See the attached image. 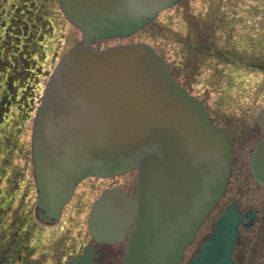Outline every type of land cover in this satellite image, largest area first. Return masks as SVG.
I'll return each mask as SVG.
<instances>
[{
  "label": "water",
  "instance_id": "1",
  "mask_svg": "<svg viewBox=\"0 0 264 264\" xmlns=\"http://www.w3.org/2000/svg\"><path fill=\"white\" fill-rule=\"evenodd\" d=\"M178 1L57 0L81 42L57 63L33 118L36 216L55 224L81 180L136 170L133 196L104 190L87 221L97 243L126 237L120 264H178L223 195L231 168L228 136L174 80L153 47L93 46L138 32ZM254 123L262 136L249 170L264 188V109ZM254 217L231 203L191 264H234L239 226ZM94 256L86 247L67 264H92Z\"/></svg>",
  "mask_w": 264,
  "mask_h": 264
},
{
  "label": "rangeland",
  "instance_id": "2",
  "mask_svg": "<svg viewBox=\"0 0 264 264\" xmlns=\"http://www.w3.org/2000/svg\"><path fill=\"white\" fill-rule=\"evenodd\" d=\"M80 40V32L65 19L56 0H0V264H65L83 246L94 245L87 217L99 193L111 186L133 190L136 172L87 179L57 224H41L35 216L32 118L49 74ZM136 42L156 49L175 79L203 102L232 140L233 164L225 194L181 264H189L231 202L242 211L257 212L253 225L240 229L237 264H264V189L249 172L250 154L260 137L253 119L264 107V0H181L140 32L98 40L95 47ZM203 46L225 57L211 56ZM252 57L253 62L248 61ZM97 247L95 264L120 263L122 244Z\"/></svg>",
  "mask_w": 264,
  "mask_h": 264
},
{
  "label": "flooded vegetation",
  "instance_id": "3",
  "mask_svg": "<svg viewBox=\"0 0 264 264\" xmlns=\"http://www.w3.org/2000/svg\"><path fill=\"white\" fill-rule=\"evenodd\" d=\"M204 47H205L206 50H208V54H210L211 56H214V57H217V58L225 57V56H224L225 54H218L217 52L213 51V50L211 49V46H203L202 48H204ZM229 51H233V50H229ZM228 59H229L230 61H233L235 64H237V63L240 62V61H238L237 59H230V58H228ZM253 60H254V58L252 57V58H249L248 61H252V62H253ZM255 62H258L257 59L255 60ZM253 65L258 66V63H255V64H253ZM260 67H262V66H260ZM95 249L97 250V254L99 255V253H100V249H99V247H96ZM110 252H111V251H109V254H110ZM112 256H113V255H112ZM110 261H111V260H110Z\"/></svg>",
  "mask_w": 264,
  "mask_h": 264
}]
</instances>
